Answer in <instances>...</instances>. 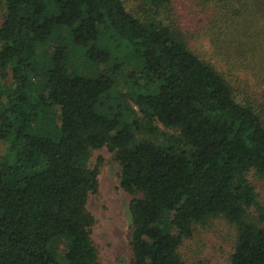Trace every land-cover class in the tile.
Returning <instances> with one entry per match:
<instances>
[{"label": "trees", "instance_id": "1", "mask_svg": "<svg viewBox=\"0 0 264 264\" xmlns=\"http://www.w3.org/2000/svg\"><path fill=\"white\" fill-rule=\"evenodd\" d=\"M140 1L0 0V264H100L86 202L103 146L133 196L130 264H184L182 241L215 217L235 228L228 264H264L246 178L264 177V121L225 74L264 79V0H193L194 33L168 15L173 0ZM76 56L103 68L88 76Z\"/></svg>", "mask_w": 264, "mask_h": 264}, {"label": "rangeland", "instance_id": "2", "mask_svg": "<svg viewBox=\"0 0 264 264\" xmlns=\"http://www.w3.org/2000/svg\"><path fill=\"white\" fill-rule=\"evenodd\" d=\"M125 6L128 10L138 11L142 4L140 0H125ZM195 9L193 0H173L168 15L177 18L183 24L184 29H189L191 33H194V30L201 27L204 22L202 15H199ZM1 11L0 6V18ZM256 16V14L252 15L249 23L240 17L239 22L241 25L250 24L253 27L256 25ZM193 48L203 58L216 61V58L209 54L210 44L206 38L198 37ZM76 57L73 58L75 60L70 66L88 76L96 75L103 68L102 65L99 66L100 69L94 68V65H90L79 56ZM216 67L224 70L221 63H217ZM225 74L235 88L237 98L250 97L254 101L256 111L264 121V79L260 81L254 73L246 72V70L231 74L225 71ZM130 87L131 83L127 77L121 75L117 77L115 85L117 91L127 94ZM111 105L112 102L108 101L103 108ZM157 127L162 131L173 133L161 124H157ZM5 147L6 144L1 142L0 152ZM99 158L101 161L97 175L98 185L96 190L88 195L86 202V208L94 218L90 238L97 249L100 264H130L129 202L133 196L120 187V168L113 158V152L106 146L92 150L88 158L89 166L93 167ZM246 178L254 188L256 203L264 209V177L251 169L246 173ZM247 214L264 227V221L258 222L257 220L258 212L255 207L249 208ZM234 239L233 225L222 217L211 218L205 224L195 225L192 235L182 241L179 254L184 264H228Z\"/></svg>", "mask_w": 264, "mask_h": 264}]
</instances>
